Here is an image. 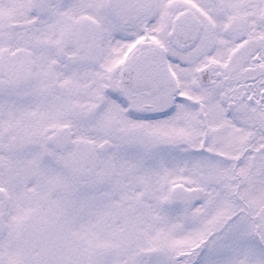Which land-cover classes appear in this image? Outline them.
Returning a JSON list of instances; mask_svg holds the SVG:
<instances>
[{
    "label": "snow or ice",
    "instance_id": "obj_1",
    "mask_svg": "<svg viewBox=\"0 0 264 264\" xmlns=\"http://www.w3.org/2000/svg\"><path fill=\"white\" fill-rule=\"evenodd\" d=\"M0 264H264V0H0Z\"/></svg>",
    "mask_w": 264,
    "mask_h": 264
}]
</instances>
